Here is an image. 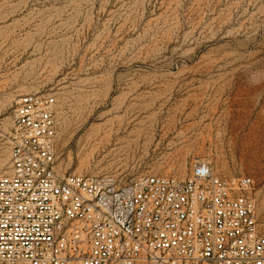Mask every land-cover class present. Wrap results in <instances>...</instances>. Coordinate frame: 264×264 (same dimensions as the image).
<instances>
[{"label":"rangeland","instance_id":"obj_1","mask_svg":"<svg viewBox=\"0 0 264 264\" xmlns=\"http://www.w3.org/2000/svg\"><path fill=\"white\" fill-rule=\"evenodd\" d=\"M27 93L56 99L61 173L203 161L253 180L264 232V0H0V173Z\"/></svg>","mask_w":264,"mask_h":264},{"label":"built area","instance_id":"obj_2","mask_svg":"<svg viewBox=\"0 0 264 264\" xmlns=\"http://www.w3.org/2000/svg\"><path fill=\"white\" fill-rule=\"evenodd\" d=\"M0 173V264H264L250 177L61 173L56 99L14 101Z\"/></svg>","mask_w":264,"mask_h":264},{"label":"bare ground","instance_id":"obj_3","mask_svg":"<svg viewBox=\"0 0 264 264\" xmlns=\"http://www.w3.org/2000/svg\"><path fill=\"white\" fill-rule=\"evenodd\" d=\"M3 166H4V162H0V168H2Z\"/></svg>","mask_w":264,"mask_h":264}]
</instances>
